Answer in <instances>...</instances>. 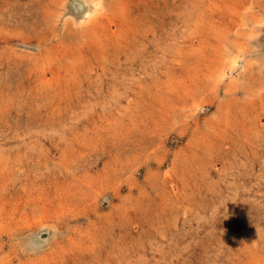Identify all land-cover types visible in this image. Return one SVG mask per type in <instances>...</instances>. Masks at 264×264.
Listing matches in <instances>:
<instances>
[{"label": "rangeland", "instance_id": "rangeland-1", "mask_svg": "<svg viewBox=\"0 0 264 264\" xmlns=\"http://www.w3.org/2000/svg\"><path fill=\"white\" fill-rule=\"evenodd\" d=\"M83 2L0 0V264H264V0Z\"/></svg>", "mask_w": 264, "mask_h": 264}, {"label": "bare ground", "instance_id": "bare-ground-1", "mask_svg": "<svg viewBox=\"0 0 264 264\" xmlns=\"http://www.w3.org/2000/svg\"><path fill=\"white\" fill-rule=\"evenodd\" d=\"M85 1H86L87 3H86V2H83L82 5H85V6L87 5V7H86L84 13H82V16H83L84 18H87V19L90 21V20L96 18L95 14H94V9H95V8H93V7H95L94 5L98 2V0H85ZM84 3H85V4H84ZM82 16H81V17H82ZM75 17H77V16H75ZM96 20H98V18H97ZM237 62H238V61H236V60H235V57H234V63L237 64Z\"/></svg>", "mask_w": 264, "mask_h": 264}]
</instances>
